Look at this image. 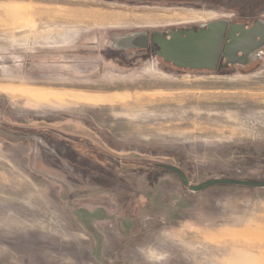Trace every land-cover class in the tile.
<instances>
[{
  "label": "rangeland",
  "instance_id": "1",
  "mask_svg": "<svg viewBox=\"0 0 264 264\" xmlns=\"http://www.w3.org/2000/svg\"><path fill=\"white\" fill-rule=\"evenodd\" d=\"M175 14L216 15L0 0V264H264V188L160 167L264 182V48L218 71L119 47Z\"/></svg>",
  "mask_w": 264,
  "mask_h": 264
},
{
  "label": "water",
  "instance_id": "2",
  "mask_svg": "<svg viewBox=\"0 0 264 264\" xmlns=\"http://www.w3.org/2000/svg\"><path fill=\"white\" fill-rule=\"evenodd\" d=\"M206 26V29L197 32L176 31L168 35L156 32L150 39L151 49H156V55L166 63L179 69L189 70H214L221 54L220 60H225V64L218 67L219 71L227 68L228 65L244 66L257 57L259 49L264 48V22L258 21L249 29L242 25L230 24L224 46L222 45L227 28L225 22L213 21ZM119 39V42L123 44L119 47L123 49H145L149 45V39L144 33L121 36ZM160 167L179 177L182 184L191 192L223 185L264 188V182L231 178L211 179L192 186L180 169L168 165H160Z\"/></svg>",
  "mask_w": 264,
  "mask_h": 264
},
{
  "label": "flooded vegetation",
  "instance_id": "3",
  "mask_svg": "<svg viewBox=\"0 0 264 264\" xmlns=\"http://www.w3.org/2000/svg\"><path fill=\"white\" fill-rule=\"evenodd\" d=\"M100 4L112 5L125 8H153V9H162L172 13L174 11H191L201 13L215 12L216 15H210L209 22H201L195 24V22H186L187 19L194 18L193 15L183 16L174 15L171 20H181L180 23L187 26L179 27H167L162 30H146L149 45L147 48L143 49L145 51L153 50L151 49L152 44L150 39L152 34L160 32L163 35H168L171 32L176 31H200L206 29V25L213 21H224L227 28L224 33L223 45L226 43L227 29L230 24L232 25H242L246 29H249L253 24L258 21L264 22V0H97ZM216 16V17H215ZM215 17V18H214ZM206 18V17H205ZM192 21V20H191ZM143 32V31H133L131 34ZM130 35V34H129ZM229 41V40H228ZM156 50V49H155ZM222 52V50H221ZM241 55V54H239ZM221 54L219 55V60L216 68L225 64V60L221 61ZM168 64V63H167ZM240 65V64H237Z\"/></svg>",
  "mask_w": 264,
  "mask_h": 264
},
{
  "label": "bare ground",
  "instance_id": "4",
  "mask_svg": "<svg viewBox=\"0 0 264 264\" xmlns=\"http://www.w3.org/2000/svg\"><path fill=\"white\" fill-rule=\"evenodd\" d=\"M1 1H2V0H1ZM9 4H10V3H9ZM6 5H7V4H6ZM37 9H38V8H37ZM46 12H47V11H46ZM46 12H45V13H46ZM65 12H66V11H65ZM19 13H20V12H19ZM23 13H24V11H23ZM40 13H41V12H40ZM52 13H53V12H52ZM16 14H17V13H16ZM38 14H39V13H38ZM53 14H54V13H53ZM58 14H59V13H58ZM60 14H61V13H60ZM33 15H34V14H33ZM61 15H62V14H61ZM63 15H64V14H63ZM63 15H62V16H63ZM5 16H6V15H5ZM14 16H15V15H14ZM30 16H31V14H30ZM36 16H37V15H36ZM42 16H43V14H42ZM45 16H47V15H45ZM49 16H50V15H49ZM56 16H57V15H56ZM56 16H55V17H56ZM73 16H74V15H73ZM7 17H8V19H10V14H8ZM69 17H70V16H69ZM76 17H77V16H76ZM65 18H66V17H65ZM83 18H84V17H83ZM56 19L59 20L60 18H56ZM68 19H69V18H68ZM78 19H79V17H78ZM10 20H11V19H10ZM74 20H75V19H74ZM80 20H81V19H80ZM47 21H48V20H47ZM82 21H83V20H82ZM74 23H75V22H74ZM86 23H87V21H86ZM1 24H2V23H1ZM15 26H16V23H12V25H11L10 27L13 28V27H15ZM24 27H25V25H24ZM74 28H75V27H74ZM18 29H19V28H18ZM55 29H56V28H55ZM52 30H53V29H52ZM56 30H58V29H56ZM46 31H47V30H46Z\"/></svg>",
  "mask_w": 264,
  "mask_h": 264
}]
</instances>
